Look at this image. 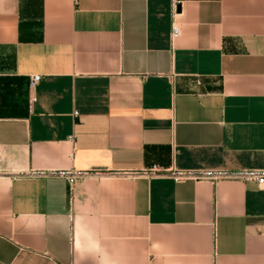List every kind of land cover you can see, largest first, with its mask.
<instances>
[{"label": "crops", "instance_id": "0c3cea01", "mask_svg": "<svg viewBox=\"0 0 264 264\" xmlns=\"http://www.w3.org/2000/svg\"><path fill=\"white\" fill-rule=\"evenodd\" d=\"M152 165L264 168V0H0V264H264L263 188Z\"/></svg>", "mask_w": 264, "mask_h": 264}, {"label": "built area", "instance_id": "2783aa9c", "mask_svg": "<svg viewBox=\"0 0 264 264\" xmlns=\"http://www.w3.org/2000/svg\"><path fill=\"white\" fill-rule=\"evenodd\" d=\"M177 8V0H172L173 11ZM179 35V28L176 24H172L171 36L175 38ZM38 74L30 76V86H33L39 79ZM77 112L74 111V114ZM90 170H77V169H61L55 171L57 176L64 178L69 186L81 178L88 175ZM92 172L101 177L109 175L110 172L102 169H93ZM149 175H166L174 181L181 180H194V181H207L210 183L218 180H239V181H253L258 187L264 189V168H160L157 165H152L148 170Z\"/></svg>", "mask_w": 264, "mask_h": 264}]
</instances>
